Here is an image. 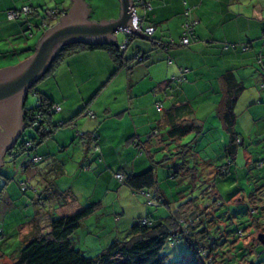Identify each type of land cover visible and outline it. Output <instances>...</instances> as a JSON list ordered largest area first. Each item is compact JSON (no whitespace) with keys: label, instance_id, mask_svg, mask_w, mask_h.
<instances>
[{"label":"crops","instance_id":"0c3cea01","mask_svg":"<svg viewBox=\"0 0 264 264\" xmlns=\"http://www.w3.org/2000/svg\"><path fill=\"white\" fill-rule=\"evenodd\" d=\"M82 1L87 4L89 17L90 6L87 0ZM143 1L149 4L150 8L138 7L141 10V15L137 16L141 20L142 27L154 28V33L151 37L154 42L167 45L172 43V45H169L167 49H161L155 47L151 41L145 40L144 37L141 39L138 38L140 42L136 43L135 51H132V56L126 55V58L140 53L146 58L145 61L134 64L133 61L135 60H131L116 73V66L106 51L95 50L82 52L66 58L59 64L54 72L45 80L48 88L43 93L54 102V105L60 107V111L54 113L51 117L50 122L53 127H55L54 125L72 121L74 122V128L77 125L83 124L84 128L82 131L88 129L86 134H84V137L87 139V144L83 160L85 158V160L91 161L95 157H100L104 163H109L108 160L115 158L116 154H118L117 152L119 151L117 148L119 145H123V155L132 157L130 161L132 166H128L125 172L124 168L121 167L117 174L122 176L139 174L154 167L157 181L156 190L154 191H158L161 202L167 203L164 196L160 193L162 190L159 187L156 168L174 161L173 167L176 168L173 173L174 177L177 178L185 175L191 179L197 170L191 168V160L188 159L190 156L192 160L195 159L193 157L194 155H190V151L193 148L188 150L183 158L174 157L170 159L171 155L175 153V146L167 139L169 127L166 122L165 112L174 106L189 105L192 109V115L191 117H185L183 121H194L200 125V131L203 134L206 124L199 118L198 111L204 106V103H208V115H214L213 120H209L211 121V126L217 131L221 130L225 132L218 117V107L223 97L222 75L226 72H231L234 78L244 86V91L237 100L234 112L237 105L244 100V95L247 90L246 83H250L251 81L259 82L260 80L264 81V73L258 67L260 65L262 69L264 68V0ZM49 2L47 0H0V61L13 60L17 56L20 50V40L23 37L28 40L41 33L43 34L47 30L50 23L43 19L44 15L42 14L44 11H55L57 14L63 12L57 17H49L56 24L59 18L74 6L73 0H56L55 9L44 10L43 8L48 7ZM116 2H112L115 15L111 16V20L117 19L119 16L120 9L118 11V1L116 0ZM24 6L30 7L35 12L23 20L25 24L28 21L32 25V29H35V31H30V37L24 35L26 31L24 30L23 21H9L6 16L8 11L18 10ZM186 12H189L188 17L185 16ZM187 21L194 23L193 37L188 46H182L180 45V41L183 36L184 23ZM125 39L126 36L124 41ZM117 43L119 44L118 35ZM32 50L34 49L30 51ZM181 77H183V81L178 82L177 80ZM118 79L123 83L120 86L125 90L124 101L122 103L119 102L120 105L116 104L114 106L107 102L105 104H98L97 101L102 96V93L111 88ZM112 94L117 98L118 90L116 87L112 88ZM256 95L252 91L248 97H245V100L248 101L246 103L247 111L256 104L253 102L255 97H259V102H261V105L257 106H263L264 95ZM159 104L162 107L161 111H157L154 108V105L156 107ZM83 109H85V112L79 114ZM86 113H91L97 121L86 122L85 120H79V117L86 115ZM237 120L238 117L236 115L235 131ZM97 124L98 127H96V130H93ZM103 125L114 130L122 128L123 133L120 135L116 132H106L102 128ZM62 129H66V133H64L65 131L60 132ZM100 130L104 134L100 133ZM48 131L50 132L48 137L42 141L37 140L32 151L21 155L29 157L34 152L41 159L35 165V167L39 166L34 169L38 173L32 171L31 176L33 177L29 180L26 178L28 183L26 181L24 182L27 189L31 186L30 188L34 190L33 192L36 195L35 201L37 200L41 206L44 205V201L59 198L57 196L60 192L71 191V189L60 190L56 183L53 184L49 181L46 172H49V166L54 165L56 172L61 175L65 174L62 163L56 159L55 149L59 147L61 151H65L75 131H69L66 126L62 128H51ZM225 134L228 135L226 132ZM191 136L193 137L188 140ZM238 136L240 139L239 134ZM194 137V135L187 136L182 139L181 144L193 143L195 141L192 144V147H194L198 138L195 139ZM224 139L223 136L219 137L220 141H225ZM48 142H51L50 146ZM93 143H95V147L98 148L99 153H96L98 156L93 153L94 157L91 159L88 158V150ZM227 145H223V152ZM118 155H120V152ZM139 155H145L147 159L141 160L142 157L138 158ZM165 156L168 157V161L162 165H157L164 161ZM135 158L143 161L141 167L146 170L137 172L134 165L136 162ZM10 160L7 155L2 158L0 182L3 180L2 169L6 162H10ZM25 162L22 163L24 166ZM207 162L209 161L203 162L206 165L204 168H208L209 170L210 165ZM182 163L186 164L184 170L177 169ZM26 167H24L23 171L27 170ZM38 176L41 178L39 179ZM193 179L196 180L195 177ZM33 180H35V184L32 183ZM5 185L4 181L0 185V188H3L1 194L2 200L9 198L14 208L16 206L19 208L21 205L20 207L23 208L25 213L31 209V205L35 206L34 200H31L30 197L24 196L20 199H15L13 194L10 195L4 190ZM148 195L152 198L154 194L149 191ZM68 201L65 200L64 204L68 205ZM98 204L99 209H101V203L98 202ZM35 208L33 207V210ZM72 213L63 214L62 216H69ZM121 213L119 217H124L126 221L125 227L128 230L138 219L146 218L139 213L126 220V212L121 210ZM94 215L95 213L91 216ZM1 216L2 219L0 221L5 225V213H2ZM46 217H48V214ZM25 218H29L30 220L27 222L24 230H21V240L29 232L32 221L39 222L41 226V221L34 216H25ZM50 219H52L51 216L49 220L47 219V230H44L42 227L43 233L49 231ZM116 220L118 224L121 222L118 217L115 218V222ZM83 222L84 220L80 223V226L84 224ZM130 224L132 225L131 227L129 226ZM96 226H103L101 219L97 221ZM113 231L118 232L117 229ZM89 235L93 237V234L90 232ZM102 251L103 249L96 250V253L99 254Z\"/></svg>","mask_w":264,"mask_h":264},{"label":"rangeland","instance_id":"374dc122","mask_svg":"<svg viewBox=\"0 0 264 264\" xmlns=\"http://www.w3.org/2000/svg\"><path fill=\"white\" fill-rule=\"evenodd\" d=\"M47 1H50L49 5L43 9H55L56 0ZM112 2L117 3L116 0H87L91 9L89 20L95 23L110 21L111 16L115 15ZM117 7L119 11V3ZM42 15H46V12L44 11ZM137 15H141V10L139 8L137 9ZM25 18L27 17L23 15L21 18L13 21H23ZM46 20L51 26L55 25V21L51 18L46 17ZM23 26L26 31L24 33L26 37L30 34V31H35V29L29 30L25 22ZM41 34L29 38L28 40L23 37L20 40V50L17 56L13 60H1L0 69L15 66L31 56L32 52L30 50L34 49ZM124 38L125 34H118V45L121 46L124 43ZM139 42V39L134 40L129 45L125 54L132 56V51H135V46H137L136 43ZM133 62L137 64L135 61ZM258 67L261 72L264 73V68L262 69L260 65H258ZM47 77L36 84L35 87L39 93L44 94L43 91L48 88L47 84H45ZM120 84L123 83L118 79L111 88L102 93L97 103L105 104L107 102L113 106L116 104L120 105L119 102L122 103L125 99V90ZM245 86L247 90L244 95V100L237 105L235 110L238 117L236 131L240 135L242 143L238 146V154L234 162L229 161L223 152V145L228 144L229 136L226 135L225 132L221 130L217 131L211 126V121L209 120H213L214 115H208V103H204V106H202L198 112L199 118L206 124L205 130L204 133L197 138L195 146L192 147L193 149L190 151V155H194L193 157L195 159L192 160L191 156L188 157V159L191 160V168L197 170L192 175L196 180L186 177L185 175L177 178L174 177L173 173L176 169L173 167L174 161L156 168L159 187L162 190L160 193L169 204V208L162 204L148 203L146 198L147 192L145 194L140 193L139 195L134 194L117 178V172H119L121 167L124 168L125 172L128 166H132L130 162L132 157L123 155V145H119L117 148L120 155H118L119 152H117L118 154H116L115 158H110L108 160L109 163H104L100 157L92 159V157H94L93 153H99L98 148L95 147V143L97 144V142H95L88 150V158L92 160L87 161L85 158L83 160L87 144V139L84 137V134L88 131V129L82 131L84 128L83 124L77 125V128H74V123L68 126L69 131H75V139L73 135L65 151H61L59 147L55 149L56 159L62 163L65 174L61 175L56 172V167H54V165L49 166V172H46L49 181L53 184L56 183L60 190L71 189L72 197L68 199V205H65V200L59 196V198L51 199V201H42L44 205L41 206L37 200L35 201L36 195L33 192L34 190L30 188V185L29 189H26V192L22 191L21 183L27 182L33 177L31 176L32 171L38 173V171L34 169L39 166L35 167L40 161L34 162L33 159L37 156L34 152H32L29 157L19 156L14 161L10 160V162H6L1 172L3 174V180L0 182V185H2L4 181L6 184L4 187L5 191L10 195L13 194L15 199H20L24 196L30 197L31 200H34L35 206L31 205V209L25 213L23 208L20 207L21 205L19 208L15 205L16 207L14 208L9 198L2 200L1 197L0 220L2 219V213H5V225L0 221V252L3 256L0 258V264H10L18 257L22 245L20 233L30 220L29 218L26 219L25 216H34L41 221V227L47 230L50 216L52 218H58L60 215L63 217V214H70L73 211L72 214H74L90 204L101 203L102 208L95 211L94 216L84 220V224H81L80 228L72 235L71 239L74 247L77 250H82L81 252L85 257L94 258L98 254L96 250H104L114 241L126 239L128 229L125 227L126 221L124 217H119L122 214L121 210L126 212V220L139 213H141L143 217L152 216L153 218L163 219L190 199H194L197 204H201L202 202L207 203L208 199L213 197L216 192L221 195L220 200H222L217 215L222 218L221 220L228 218V226L231 230L236 231L240 229L244 232L243 236H249V238H240L237 242V248L236 250L234 249L233 252L237 253L238 251L239 254V249L242 244H257L255 242H259L258 237L264 235V102L262 103L263 106H257L261 105V102H259V97H255L253 102L256 104L247 111L246 103H248V101L245 100V97H248L252 91L257 95H264V81L247 82ZM113 87H116L118 90L117 98L112 94ZM38 99V95L29 94L25 107L27 109L34 108L37 105ZM161 101H163V99H161ZM154 108L156 110L155 105ZM79 120H85L86 122L97 121L91 113L80 116ZM96 127H98V124L95 125V129L93 128V130H96ZM102 128L106 130V132H116L120 135L123 133L122 128L114 130L110 127L107 128L106 125H103ZM65 130L66 129H62L60 132ZM66 131L64 133H66ZM124 132L126 133V131ZM100 133L104 134L102 130H100ZM220 136H223L225 141H220ZM192 137L193 136L188 140ZM33 138H36L34 131L26 129L19 143L21 141H30ZM48 143L50 146L51 142ZM96 155L98 156V154ZM140 157H142L141 160L147 159L145 155H139L138 158ZM135 160L136 162L134 165L137 172L146 170L141 167L143 161L137 158H135ZM205 161H209L207 162L210 165L209 170L208 168H204L206 165L203 162ZM24 162L25 166H27L26 171H23L25 166L22 163ZM221 169H223L222 174L219 173ZM38 177L39 179L41 178L40 176ZM32 183L35 184V180H33ZM209 191H211V193H209ZM154 192L151 191L152 194H154ZM33 207H36L35 210H33ZM206 209L208 210L209 206ZM47 214L48 217H46ZM117 217L121 220L119 224L117 220L115 222V218ZM99 219H101L103 226H96ZM257 225L259 226L256 229ZM129 226L131 227L132 225L130 224ZM115 229H117L118 232H114L113 230ZM89 232L93 234V237L89 235ZM163 254L166 257L165 262L167 264H185L191 256L188 246L183 242L168 244ZM246 262H248V264H264V246L262 244H257L252 253L245 256L241 264H245Z\"/></svg>","mask_w":264,"mask_h":264},{"label":"trees","instance_id":"16d2710c","mask_svg":"<svg viewBox=\"0 0 264 264\" xmlns=\"http://www.w3.org/2000/svg\"><path fill=\"white\" fill-rule=\"evenodd\" d=\"M52 12L55 17L63 13ZM44 18L46 20V15H44ZM50 27L49 25L48 28ZM125 36L124 42L127 43L125 50H122L120 45L118 48L113 45L83 44L62 47L58 50L49 71L40 81L53 73L66 58L86 51H106L116 66L115 73L131 60H135L136 63L144 62L146 58L140 53L126 58L125 52L129 45L138 38L132 35ZM144 39L151 41L155 47H158L157 42L152 40L153 38L144 37ZM138 57H141V61L137 60ZM221 78L223 97L218 107V117L229 136V143L224 148L225 156L229 161L234 162L238 146L241 143L235 131L236 115L234 109L239 96L244 91V86L234 78L231 72H226ZM35 86L36 84L28 91V95L35 94L39 96L37 105L32 109L24 107V117L27 129L33 130L36 138L26 142L21 141L16 145L14 153L20 156L32 151L37 140L42 141L48 137L50 135L49 129L68 127L74 123L68 121L60 124L61 126L54 125L55 127H53L50 122L52 116L48 114V111L54 105V102L44 94L39 93ZM84 110L79 114H83ZM191 115L192 109L189 105L174 106L165 112L169 127L167 139L175 146V153L171 155L170 159L174 157L183 158L185 153L192 149L194 140L201 134L200 125L194 121H183L185 117H191ZM189 135L195 136L194 142L181 144L182 139ZM27 143L31 146L27 147ZM166 161H168L167 156H165L163 162L157 165H162ZM185 165V163H182L177 169L184 170ZM222 172L223 169L219 171L220 174ZM122 182L134 194H145L146 192L148 194L152 190L154 192L157 185L155 168H150L139 174L125 175ZM2 190L3 188H0V199ZM155 192L151 198L152 201L169 208L168 203L161 202L158 191ZM59 196L64 200H68L71 199L72 194L71 191L67 190L60 192L57 197ZM220 199L221 195L216 192L213 197L208 199L207 203L197 204L194 199H190L166 218H140L129 229L126 239L114 241L94 258L85 257L80 250L74 247L71 239L72 235L79 229L80 223L99 209L98 203L90 204L72 215L50 219L47 233L42 232L39 222L32 221L29 232L21 240L22 245L18 257L10 264H167L165 262L166 257L163 254L164 249L168 244L177 242H183L190 250L191 256L185 264H241L245 256L251 254L257 244H261L259 242H255L257 243L255 245L252 243L242 244L239 254L238 251L237 253L233 252L237 248L238 240L249 238V236H243V230H231L228 226V218L221 220L222 218L217 215L222 204ZM208 206L209 209L207 210ZM141 220H145L146 223L142 225ZM2 257L0 252V258ZM246 263L248 264V262Z\"/></svg>","mask_w":264,"mask_h":264},{"label":"water","instance_id":"95a60500","mask_svg":"<svg viewBox=\"0 0 264 264\" xmlns=\"http://www.w3.org/2000/svg\"><path fill=\"white\" fill-rule=\"evenodd\" d=\"M73 1V8L44 31L31 56L15 66L0 69V166L6 155L13 161L19 157L14 149L27 129L24 107L28 91L49 71L59 49L73 44L118 48L117 35L120 33L143 37L133 25L138 8L134 0H117L118 18L100 23L89 20L85 2ZM258 240L264 246V235Z\"/></svg>","mask_w":264,"mask_h":264},{"label":"built area","instance_id":"2783aa9c","mask_svg":"<svg viewBox=\"0 0 264 264\" xmlns=\"http://www.w3.org/2000/svg\"><path fill=\"white\" fill-rule=\"evenodd\" d=\"M134 1H135V4L137 5V7H139V6L142 7L143 6V7H146V8H150L149 4L145 3L143 0H134ZM33 13H34V10H32L31 8L23 7L21 9H19V10L8 11L6 16H7V19L9 21H13V20L21 18V16H23V15H25L27 17L29 15H32ZM53 15H54V13L52 11L46 12V17H52ZM185 16L188 17L189 16V12H186ZM133 25H134V28H135L136 32L140 33L143 37H146V38H151L152 37V35L154 33V28H152V27L143 28L142 25H141V20L139 19L137 14H136V16L133 17ZM27 26H28L29 30L32 29V25L29 22L27 23ZM193 27H194V23L193 22L187 21V22L184 23L183 36H182V39L180 41V45H182V46H188L189 45L190 40L193 37V32H194L193 31ZM169 45H172V43H170ZM169 45L163 44V43H160V42L157 43V46L159 48H161V49H167V47ZM126 46H127V43L124 42L120 47H121L122 50H125ZM137 60L141 61V57H138ZM184 72H186V71H184ZM177 81L178 82L183 81V77H181ZM156 109H157V111H161V106L160 105H156ZM59 111H60V107L58 105H53L49 109L48 114L52 116L54 113H58ZM26 146L30 147L31 145L29 143H27ZM33 160L35 162V161H40L41 159L39 157L35 156ZM117 178L119 180H121V181L123 180V176L122 175H117ZM21 189H22L23 192L26 191L27 186H26L25 183H21ZM146 198L148 200V203H150V204L154 203L152 201V199L150 198V195L146 194ZM145 223H146L145 220H141V224L142 225H144Z\"/></svg>","mask_w":264,"mask_h":264}]
</instances>
